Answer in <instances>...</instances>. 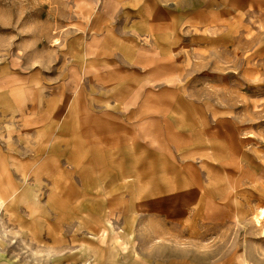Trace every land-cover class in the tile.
Listing matches in <instances>:
<instances>
[{
  "label": "rangeland",
  "instance_id": "obj_1",
  "mask_svg": "<svg viewBox=\"0 0 264 264\" xmlns=\"http://www.w3.org/2000/svg\"><path fill=\"white\" fill-rule=\"evenodd\" d=\"M96 35L108 52L116 48L113 59L117 41L153 59L142 73L160 93V115L168 111L170 128L161 132L171 154L192 153L184 169L199 165L208 173L201 181L216 179L224 193L193 206L185 199L179 220L172 210L123 208L112 194L105 203L87 190L49 193V182L26 195L35 171L80 186L89 171L142 168L159 155L96 146L76 161L71 141L56 137L60 129L31 146L2 139L0 187L17 192H0V264H264V222L254 223L264 208V0H0V91L24 88L33 76L49 96L70 98L73 45ZM24 202L50 236L44 242L27 244L23 223L9 221L24 218Z\"/></svg>",
  "mask_w": 264,
  "mask_h": 264
},
{
  "label": "crops",
  "instance_id": "obj_2",
  "mask_svg": "<svg viewBox=\"0 0 264 264\" xmlns=\"http://www.w3.org/2000/svg\"><path fill=\"white\" fill-rule=\"evenodd\" d=\"M140 27L147 30V22ZM98 36H94L93 41L73 45L76 59L72 69L78 82L70 98L64 93L56 95L63 103L61 106L57 105L56 96H49L42 86H37L33 76H27L24 88L13 87L0 91V146L5 143L3 140L9 139L12 143H15L13 139H21V144L28 146L42 144L52 129H60L61 132L56 137L62 143L64 140L71 141L76 161L88 160L96 146L110 145L122 146L123 154L129 150L133 152V148H128L130 146H140L138 149L142 150H136L137 156L143 158L146 153H158L159 160H151L145 167L142 165V168L89 171L87 176H81L86 180L81 181L80 186H65L64 181L59 180L60 175L39 170L29 175L33 180L23 186V193H39L43 190L42 184L49 182V193L74 195L87 190L89 193L98 192V197H104L105 203L108 195L112 194L126 204L123 208L172 210L176 220L183 217L182 204L185 199L190 200L189 206H193V203L214 200L218 194L222 196L223 187L218 186L216 179L203 181L204 183L201 181L203 175L207 179L208 173L199 165L198 169L190 173L184 169L186 165L193 164L190 159L193 157L192 153L178 148V157L171 154L168 134L162 135L161 132H168L170 128L168 111L160 115V93L154 89L153 79L145 78L142 73L145 65H149L153 59L140 57L139 51L136 53V46L131 45L130 48L129 43L125 45L121 41L115 43L118 44L120 57L113 59L111 55L116 48L108 52V48L103 47L107 46L106 43ZM92 55L94 56L90 57ZM176 125L186 128L180 123ZM113 130L116 133L112 134ZM145 138L150 141L145 142ZM157 141L159 145L156 146ZM7 153V149L0 148V160H4ZM199 155L205 156L206 153L201 151ZM0 192L17 191H5L0 187ZM73 202L77 203L75 199ZM24 203V218L11 217L9 221H15L18 226L23 223V241L27 244L44 242L50 236L39 233L37 218H33L31 213L33 206L29 202ZM12 205L16 209V203ZM5 235L0 226V245Z\"/></svg>",
  "mask_w": 264,
  "mask_h": 264
},
{
  "label": "bare ground",
  "instance_id": "obj_3",
  "mask_svg": "<svg viewBox=\"0 0 264 264\" xmlns=\"http://www.w3.org/2000/svg\"><path fill=\"white\" fill-rule=\"evenodd\" d=\"M264 222V208H261L258 213L254 216V223L257 226H261ZM263 232V229H262Z\"/></svg>",
  "mask_w": 264,
  "mask_h": 264
}]
</instances>
